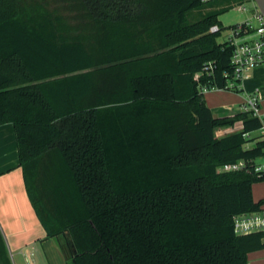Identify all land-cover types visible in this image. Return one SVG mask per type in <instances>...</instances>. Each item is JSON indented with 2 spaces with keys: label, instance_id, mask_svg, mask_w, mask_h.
I'll return each instance as SVG.
<instances>
[{
  "label": "trees",
  "instance_id": "obj_1",
  "mask_svg": "<svg viewBox=\"0 0 264 264\" xmlns=\"http://www.w3.org/2000/svg\"><path fill=\"white\" fill-rule=\"evenodd\" d=\"M244 1L0 0V125L67 264H248L264 249V231L234 230L264 211V179L219 171L264 154L262 122L216 117L203 94L228 90L219 16Z\"/></svg>",
  "mask_w": 264,
  "mask_h": 264
},
{
  "label": "crops",
  "instance_id": "obj_2",
  "mask_svg": "<svg viewBox=\"0 0 264 264\" xmlns=\"http://www.w3.org/2000/svg\"><path fill=\"white\" fill-rule=\"evenodd\" d=\"M248 85L244 79L241 91L245 93L240 98L238 93L229 90L205 91L214 116L240 113V105L256 90L262 97L264 110V86L253 85L248 90ZM236 126L242 128L241 123ZM253 196L255 201L264 200V181L253 185ZM0 228L14 264H67L58 240L47 237L27 195L12 124L0 125ZM248 264H264V249L250 253Z\"/></svg>",
  "mask_w": 264,
  "mask_h": 264
},
{
  "label": "built area",
  "instance_id": "obj_3",
  "mask_svg": "<svg viewBox=\"0 0 264 264\" xmlns=\"http://www.w3.org/2000/svg\"><path fill=\"white\" fill-rule=\"evenodd\" d=\"M201 3H210L216 0H199ZM239 11L247 9L239 5ZM254 19L257 20V25H254L252 20H245L241 23L229 27L228 34L225 39L230 46L233 47L231 58V73H224L227 78L228 90L242 89L244 82V71L248 68L264 65V16L255 5ZM211 32L219 31V26H213ZM212 65L207 70H210ZM217 90H226L219 89ZM227 90V91H228ZM229 90V91H230ZM240 113L246 112L257 117L262 122V127L259 130L264 140V110L262 108V97L256 90L254 93L248 94L245 101L240 105ZM249 134H244V137H249ZM220 172H250L259 178L264 179V154L257 159L238 160L231 164H226L219 168ZM234 230L238 235H246L255 232L264 231V211L241 214L234 217Z\"/></svg>",
  "mask_w": 264,
  "mask_h": 264
},
{
  "label": "rangeland",
  "instance_id": "obj_4",
  "mask_svg": "<svg viewBox=\"0 0 264 264\" xmlns=\"http://www.w3.org/2000/svg\"><path fill=\"white\" fill-rule=\"evenodd\" d=\"M239 5H242L243 7H245L247 10L246 11H239ZM255 1L254 0H245L243 3L241 4H237L236 6H234L232 9L228 10L227 12L223 13L221 16H219V20L221 22V24L224 27V31L222 36L218 39L220 42L225 41L227 34H228V29L230 26L236 25L238 23H241L245 20H252L254 25H257V20L254 19V14H255ZM209 9H206L205 12H207ZM199 13L198 12H192L190 14L189 20L190 22H194L197 21L199 19ZM244 79H247L249 82L248 85V90L250 89L251 86H255L258 85L259 87H263L264 84L262 83L264 81V65L262 66H257V67H253V68H248L244 71L243 74ZM253 86V87H254ZM207 91L204 89V92ZM243 93H245L244 91H241L240 93H238L237 98H240ZM238 125V124H236ZM233 126V127H226V128H221L219 130H217L216 135L217 137H223L235 132L240 131L241 129H239L238 126ZM253 137H255L256 139L262 138L261 133L259 131L254 132L253 133ZM254 143H250L248 146H253ZM11 256V255H10ZM11 260L14 264L13 258L11 256Z\"/></svg>",
  "mask_w": 264,
  "mask_h": 264
},
{
  "label": "water",
  "instance_id": "obj_5",
  "mask_svg": "<svg viewBox=\"0 0 264 264\" xmlns=\"http://www.w3.org/2000/svg\"><path fill=\"white\" fill-rule=\"evenodd\" d=\"M260 12L264 16V0H254Z\"/></svg>",
  "mask_w": 264,
  "mask_h": 264
}]
</instances>
